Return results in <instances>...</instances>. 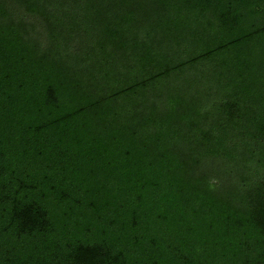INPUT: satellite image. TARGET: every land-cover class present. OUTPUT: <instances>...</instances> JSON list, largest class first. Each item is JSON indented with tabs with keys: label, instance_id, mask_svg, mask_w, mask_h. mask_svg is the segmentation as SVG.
<instances>
[{
	"label": "trees",
	"instance_id": "1",
	"mask_svg": "<svg viewBox=\"0 0 264 264\" xmlns=\"http://www.w3.org/2000/svg\"><path fill=\"white\" fill-rule=\"evenodd\" d=\"M0 264H264V0H0Z\"/></svg>",
	"mask_w": 264,
	"mask_h": 264
}]
</instances>
